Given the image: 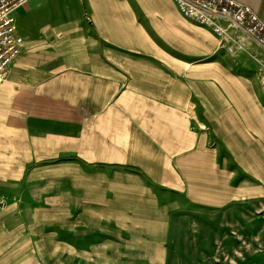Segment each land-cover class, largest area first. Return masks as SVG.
<instances>
[{"label": "crops", "instance_id": "0c3cea01", "mask_svg": "<svg viewBox=\"0 0 264 264\" xmlns=\"http://www.w3.org/2000/svg\"><path fill=\"white\" fill-rule=\"evenodd\" d=\"M237 1L264 22V0ZM173 6L28 0L14 11L23 47L0 82V257H12L15 226L39 221L47 201L67 191L132 201L151 195L167 220L187 222L172 199L180 184L189 203L219 212L207 221L224 243L264 233L253 200L264 196V113L245 107L243 122L207 108L206 62L172 41L204 29ZM175 48L185 51L181 58ZM212 99H220L216 91ZM207 112L217 118L214 147ZM220 193L225 201L211 198Z\"/></svg>", "mask_w": 264, "mask_h": 264}, {"label": "rangeland", "instance_id": "374dc122", "mask_svg": "<svg viewBox=\"0 0 264 264\" xmlns=\"http://www.w3.org/2000/svg\"><path fill=\"white\" fill-rule=\"evenodd\" d=\"M8 1L0 0V10L10 8ZM27 1L16 4L10 14L20 43L17 52L0 69V82L5 79L8 65L22 50L23 38L14 11ZM173 2V7L191 24L204 29V36L176 34L172 41L187 45L193 49L189 53L195 51L193 54L206 62V89L211 97L206 100L207 108L216 107L218 117L233 111L242 119L245 107L264 113V46L258 41L264 39L263 20L250 6L237 0H202V3L219 16H243L241 26L222 17L201 22L183 13L178 0ZM247 27L255 29V34L244 31ZM199 45L202 49L198 52ZM183 52L175 48L172 56L181 58ZM214 91L220 99H212ZM215 117L207 112L205 131L212 147L216 143L211 131V125L216 126ZM225 124L228 122L224 121L222 128ZM260 166L264 169V165ZM175 188L180 193L172 199L174 204L185 208L187 222L173 218L171 223L166 219L164 205L158 206L151 195L132 201L117 193L102 196L67 191L59 197L60 201H47L44 217L39 221L23 228L14 227L12 257H0V264H264V233L258 234L259 228L252 240L232 247L218 235L213 236L215 228L207 221L219 212L212 207L201 210L204 205L189 203L180 184ZM157 197L163 200L159 203L167 202L161 194ZM194 197L198 198V194ZM262 197L260 194L253 197L254 219L259 225V218H264ZM211 198L225 201L227 195L220 193ZM199 213H204L205 219Z\"/></svg>", "mask_w": 264, "mask_h": 264}, {"label": "built area", "instance_id": "2783aa9c", "mask_svg": "<svg viewBox=\"0 0 264 264\" xmlns=\"http://www.w3.org/2000/svg\"><path fill=\"white\" fill-rule=\"evenodd\" d=\"M21 1L22 0H9L8 3L10 5V8H2L0 10V69L9 61L12 55L18 50L20 39L17 36V32L14 30L13 18L10 14L12 10L16 7V4ZM178 2L183 13L197 20H200L201 22L212 21L210 20V18L222 17L236 24L237 26L244 25L243 22L245 18L243 16H219L215 10H209L202 3V0H178ZM251 28L252 27H247L244 31L251 35L255 34V29ZM258 41L264 46V39L259 40L258 38Z\"/></svg>", "mask_w": 264, "mask_h": 264}]
</instances>
